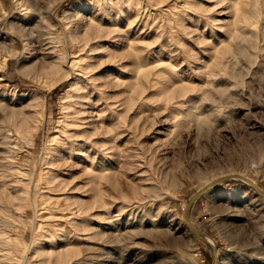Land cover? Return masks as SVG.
<instances>
[{
  "label": "rangeland",
  "instance_id": "374dc122",
  "mask_svg": "<svg viewBox=\"0 0 264 264\" xmlns=\"http://www.w3.org/2000/svg\"><path fill=\"white\" fill-rule=\"evenodd\" d=\"M248 181L264 0H0V264H264Z\"/></svg>",
  "mask_w": 264,
  "mask_h": 264
},
{
  "label": "bare ground",
  "instance_id": "6f19581e",
  "mask_svg": "<svg viewBox=\"0 0 264 264\" xmlns=\"http://www.w3.org/2000/svg\"><path fill=\"white\" fill-rule=\"evenodd\" d=\"M66 64V63H65ZM59 67H61V64L59 65V66H54V67H52V70H56V69H59ZM23 68V67H22ZM19 69L20 70V72H22V73H24L25 74V69L23 68V69ZM24 70V71H23ZM28 71H32V70H30V69H28L26 72H28ZM32 73V72H31ZM69 74V73H68ZM66 75V76H69V75ZM100 140H102V139H100ZM103 141H104V139H103ZM108 141V140H107ZM59 177V176H58ZM248 185L251 187V189H253L254 191H256L259 195H261V196H264V193L257 187V185L256 184H253V183H251V182H249L248 181ZM193 228H194V230H195V232H196V234L197 235H200L202 238H204V239H207V240H209L210 241V243H211V241L213 240H211V238L210 237H208V236H206L205 234H203L202 232H200L196 227H194L193 226ZM214 241V240H213ZM211 244H213V245H215V242L214 243H211Z\"/></svg>",
  "mask_w": 264,
  "mask_h": 264
},
{
  "label": "water",
  "instance_id": "95a60500",
  "mask_svg": "<svg viewBox=\"0 0 264 264\" xmlns=\"http://www.w3.org/2000/svg\"><path fill=\"white\" fill-rule=\"evenodd\" d=\"M195 231V230H194Z\"/></svg>",
  "mask_w": 264,
  "mask_h": 264
}]
</instances>
